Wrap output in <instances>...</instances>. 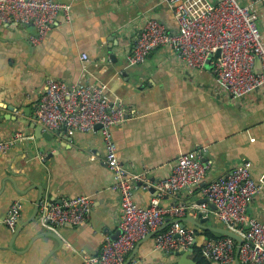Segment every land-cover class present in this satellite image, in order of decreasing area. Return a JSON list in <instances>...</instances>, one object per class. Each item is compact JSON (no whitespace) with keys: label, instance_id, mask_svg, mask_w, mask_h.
<instances>
[{"label":"crops","instance_id":"crops-1","mask_svg":"<svg viewBox=\"0 0 264 264\" xmlns=\"http://www.w3.org/2000/svg\"><path fill=\"white\" fill-rule=\"evenodd\" d=\"M59 1L69 5L68 17L58 14L36 43L30 40L36 32L33 25L0 23V139L17 132L28 136L0 152V219L14 200L23 204L14 228L0 223V264H85V256L98 253L106 239H115L118 228L120 193L111 188L114 179L105 162L99 127L48 129L53 134L52 146L44 151L36 147L35 156L27 152L34 139L28 122L48 78L105 85L110 103L125 107L123 121L112 127L118 158L126 169L144 173L152 183L168 177L177 157L190 150L200 151L210 163L201 184L226 175L243 159L250 160L253 178L262 180L264 83L232 96L210 68L189 66L170 45L158 46L143 62L129 64L128 54L148 18L161 21L170 32L177 30L175 14L166 0ZM251 9L257 14L264 47V0L254 1ZM40 191V210L64 198L87 195L92 200L84 222L64 223L55 230L68 250L40 236L48 229L37 221L14 236L32 216ZM152 193L151 187L140 185L134 201L147 205ZM201 199L198 188L181 190L161 202L184 203L186 213L196 217L193 203ZM210 209L207 222L221 223ZM247 213L264 221V180ZM184 225L194 227L188 221ZM171 251L155 249L151 236L131 259L176 262L179 255Z\"/></svg>","mask_w":264,"mask_h":264},{"label":"built area","instance_id":"built-area-1","mask_svg":"<svg viewBox=\"0 0 264 264\" xmlns=\"http://www.w3.org/2000/svg\"><path fill=\"white\" fill-rule=\"evenodd\" d=\"M254 1L257 0L246 4L239 0H166L175 14L177 30L170 32L161 21L148 18L128 54V62L141 63L154 48L170 45L189 66L201 67L211 52L210 70L232 96L243 95L264 83V47L257 14L251 9ZM60 13L68 17L69 5L59 0H0V23L33 25L36 29L30 35L33 43L43 39ZM217 50L220 53L214 56ZM256 57L260 61L259 72L254 70ZM34 115L35 121L46 129L61 126L85 131L100 124L106 148L105 162L114 179L111 188L120 193V233L115 239H106L98 253L86 255L85 264H177L127 261V256L136 242L156 230L165 217L185 216L187 205H164L161 202L164 196H176L181 190L194 192L198 188L206 200L193 203V207L208 215L211 211L208 203H213L220 222L242 235L239 260L246 264H264V221L247 213L249 203L263 187L264 175L260 181L253 178L250 160L243 159L226 175L201 184L210 163L203 160L200 151L190 150L177 157L168 177L152 183L144 173L126 169L118 158L112 127L123 121L125 107L122 103L112 105L105 94V85L101 83L48 78ZM27 137L17 132L0 139V152ZM140 185L147 189L154 186L157 190L147 205L134 201V191ZM91 201L87 195L64 198L41 208L40 220L45 227L54 230L66 222L80 224L89 215ZM22 207L20 199L14 200L0 223L14 228ZM152 236L155 249L169 251L188 248L196 231L173 221ZM235 248L236 241L222 235L206 238L201 244L202 254L211 262L221 264L234 260Z\"/></svg>","mask_w":264,"mask_h":264},{"label":"water","instance_id":"water-1","mask_svg":"<svg viewBox=\"0 0 264 264\" xmlns=\"http://www.w3.org/2000/svg\"><path fill=\"white\" fill-rule=\"evenodd\" d=\"M220 53L219 50H217L214 54V56H218ZM212 53H208L205 61H204V66L207 68H211V64H210V60L212 58ZM254 70L255 72H259L260 71V61L259 59L256 57L255 58V65H254ZM3 116H0V120ZM11 117V116H9ZM7 117V118H9ZM13 120L16 119V117H11ZM28 125L31 127V129L33 130V147L30 148L27 152L28 154H30L31 156H35L36 155V147L40 150V151H44L45 147L47 146H52V140H53V134L50 130L44 128L40 123L35 121V115L29 120ZM100 124H96L95 127H99ZM142 183V182H140ZM152 191H153V195L157 193V190L154 186L151 187ZM42 197V192L40 191V194L37 198L36 204H35V208H34V212L32 214V216L30 218H28L23 224H21V226L14 232V236H18V233L21 232L22 228L30 223L31 221H37L40 224H42L41 220H40V216H41V210L39 208V202L41 200ZM167 197V196H164ZM206 198H202L198 203L205 201ZM210 208H215V205L211 202L208 203ZM50 204H48L47 206H49ZM208 215H203L201 210H197L196 212V217L192 216L191 213H186L185 216L183 217H179V218H172V217H165L164 222L156 229V230H152L150 231L148 234H146L143 238H141L140 240H138L134 246V250L133 253L131 254V256L127 259V261H129L134 254L136 253L139 245L141 244V242H143L144 240H146L147 238H150L157 230H160L164 227H166L168 224H170L173 221H178L181 225H184V222L188 221L191 222L192 225H194V229L197 231L196 236L193 238L192 242L190 243V245L188 246V248H183V247H179L177 249H173L171 251V253L175 254V255H179L178 260H176L175 263L177 264H196V262L194 261V259L192 257H190L191 253L193 252V248L194 246H201L202 242L204 239L207 238V236L204 234L205 231H210L213 232L215 234L218 235H222V236H229L231 238H233L236 241V248H235V256H234V261L235 264H241L240 260L238 258V252H239V247L240 244L242 242V235L234 230L233 228H231L230 226L224 224V223H219V222H214V223H208ZM65 224H69L71 225L72 223L66 222ZM43 225V224H42ZM44 226V225H43ZM45 227V226H44ZM46 229H48L47 232H41L40 236H48L49 238H51L52 240L55 241L56 243V247L57 248H61L64 250H68V248L65 246V242L64 239L60 236V234L56 233L54 229H50L45 227ZM120 233V229L117 228L116 230V234L114 236V238H117ZM11 247V244L10 246Z\"/></svg>","mask_w":264,"mask_h":264},{"label":"trees","instance_id":"trees-1","mask_svg":"<svg viewBox=\"0 0 264 264\" xmlns=\"http://www.w3.org/2000/svg\"><path fill=\"white\" fill-rule=\"evenodd\" d=\"M196 234H197V231H196ZM204 234L207 236V238L218 237V234H215V233L210 232V231H205ZM193 259L196 262V264H212V262L202 254L201 246H194V248H193Z\"/></svg>","mask_w":264,"mask_h":264}]
</instances>
